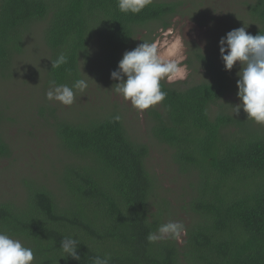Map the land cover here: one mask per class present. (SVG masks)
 Here are the masks:
<instances>
[{
    "label": "trees",
    "instance_id": "obj_1",
    "mask_svg": "<svg viewBox=\"0 0 264 264\" xmlns=\"http://www.w3.org/2000/svg\"><path fill=\"white\" fill-rule=\"evenodd\" d=\"M179 7L149 0L140 12L124 13L118 0H0V68L11 66L41 26L50 51L47 81L71 87L83 79L81 60L95 40L116 70L138 31L155 22L168 27ZM248 12L256 24L251 34H264V0H254ZM61 53L67 63L52 67ZM201 58L205 81L183 89L161 81L167 95L152 127L181 173L193 178L189 205L198 219L186 228L184 244L148 242L164 223L165 206L146 165L149 146L131 137L118 112L56 117L68 155L57 172L60 189L30 181L22 200L0 201V231L32 248L33 264H92L105 255L109 264H264V127L246 113L211 115L230 77L212 58ZM6 118L0 106V157L12 153L1 128ZM68 236L78 240L79 261L62 257L60 241Z\"/></svg>",
    "mask_w": 264,
    "mask_h": 264
},
{
    "label": "rangeland",
    "instance_id": "obj_2",
    "mask_svg": "<svg viewBox=\"0 0 264 264\" xmlns=\"http://www.w3.org/2000/svg\"><path fill=\"white\" fill-rule=\"evenodd\" d=\"M180 3L179 12L164 27L160 22L148 24L138 31L132 43L122 52L134 49L143 41L161 39L168 29L180 33L185 38V60L188 76L183 80L168 82L176 88L206 80V66L202 56L215 60L221 67L219 40L240 27L252 33L256 26L248 12V5L254 0H155ZM49 48L43 39V28L37 26L28 34L24 51L17 55L5 71L0 68V106L7 116L1 125L2 133L11 147V155L0 157V201L22 200L26 196L30 181L47 184L54 191L60 189L57 172H60L68 155L60 147L54 122L56 117L77 119L85 116H103L118 112L131 137L146 143L150 153L146 160L149 171L158 184L157 201L163 203L164 223L182 222L185 228L198 219L191 210L190 200L194 195L191 183L193 178L181 173L173 160V150L157 140L152 133L154 112L161 111L160 103L150 106L142 113L129 101L115 93L113 86L119 81L111 78L113 71L104 60L101 48L95 40L87 56L81 60L83 79L87 82L84 91L74 90V102L64 105L56 100H48L46 93ZM239 63L231 71L230 87L225 96L211 108L214 116L218 110L243 117L237 97V72ZM113 88V89H112ZM54 112V113H53ZM264 127V124H261ZM186 235L178 241L184 244ZM33 264V262H32Z\"/></svg>",
    "mask_w": 264,
    "mask_h": 264
},
{
    "label": "clouds",
    "instance_id": "obj_3",
    "mask_svg": "<svg viewBox=\"0 0 264 264\" xmlns=\"http://www.w3.org/2000/svg\"><path fill=\"white\" fill-rule=\"evenodd\" d=\"M149 0H118L121 12L138 13ZM185 38L180 33H174L170 28L162 34L161 39L152 42L143 41L134 49L125 51L118 62L116 70L111 72V78L119 81L113 86L116 94L129 101L141 113L144 110L162 102L167 93L161 90V81L174 82L188 76L185 60ZM220 58L226 71H231L237 63L240 70L237 84V97L240 103L235 106L236 113L242 108L251 119L258 124H264V34L253 36L245 27L229 31L219 40ZM67 63V57L61 53L52 67H60ZM87 82L78 79L69 87L67 84H56L50 81L46 93L48 100H56L64 105L74 102V90L84 91ZM112 88V89H113ZM118 121L120 116H116ZM187 235L182 222L168 221L160 224L155 232H149V243L165 239L181 240ZM78 240L68 236L60 241L62 257H71L79 261L77 254ZM34 251L22 244L20 239L13 238L5 231H0V264H32ZM111 257L105 255L93 257L92 264H109Z\"/></svg>",
    "mask_w": 264,
    "mask_h": 264
}]
</instances>
